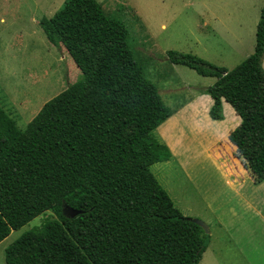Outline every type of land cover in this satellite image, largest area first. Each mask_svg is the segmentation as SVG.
I'll return each mask as SVG.
<instances>
[{"label": "trees", "instance_id": "16d2710c", "mask_svg": "<svg viewBox=\"0 0 264 264\" xmlns=\"http://www.w3.org/2000/svg\"><path fill=\"white\" fill-rule=\"evenodd\" d=\"M81 77L46 102L26 128L0 104V243L35 218H55L24 232L5 264H198L208 235L181 215H150L154 242L136 248L122 229L165 192L152 174L154 131L172 116L143 74L122 21L96 0H65L39 21ZM174 65L215 82L204 90L208 116L224 119L222 101L240 118L217 141L264 180V3L253 53L231 70L170 51ZM169 151V150H168ZM243 157V158H242ZM63 207L74 211L71 216Z\"/></svg>", "mask_w": 264, "mask_h": 264}, {"label": "rangeland", "instance_id": "374dc122", "mask_svg": "<svg viewBox=\"0 0 264 264\" xmlns=\"http://www.w3.org/2000/svg\"><path fill=\"white\" fill-rule=\"evenodd\" d=\"M64 1L0 0V104L21 129L46 102L81 77L66 50L49 44L39 27V21L50 18ZM96 1L106 15L124 23L128 44L144 76L157 87L172 114L175 112L154 131L149 147L150 170L165 194L122 229L128 241L136 248L155 241L150 226L157 222L146 218L153 214L200 220L213 229V238L218 234L214 226L230 221L234 212L245 217V223L251 211L231 200L220 181L227 165L208 159L216 151H205L211 138L217 142L232 128L233 109H223L224 122L220 124L208 118L216 125L206 122L198 111L190 118L178 115L181 107L196 94H203L215 79L170 63L167 53L191 54L233 69L254 48L264 0ZM63 213L73 214L66 207ZM54 218L47 212L12 231L0 243V264H5V249L18 237ZM205 235L209 241V234Z\"/></svg>", "mask_w": 264, "mask_h": 264}, {"label": "crops", "instance_id": "0c3cea01", "mask_svg": "<svg viewBox=\"0 0 264 264\" xmlns=\"http://www.w3.org/2000/svg\"><path fill=\"white\" fill-rule=\"evenodd\" d=\"M253 51L254 48L247 53L245 59ZM262 68L264 70V58ZM211 105L212 100L208 95L196 94L186 104L187 107L184 105L178 110V115L182 113L185 118H190L192 114L198 111L206 122H209L210 125H216L208 119ZM229 106L224 100L222 101V110L227 109L230 111ZM230 108L232 107L230 106ZM185 109L187 110L186 113L183 112ZM233 112L234 124L231 128L232 130L240 123L239 116L234 110ZM174 114L175 112L172 115ZM215 122L220 124L224 122V119ZM231 129L224 132L225 140L229 145H232L228 140ZM209 148L213 154V151H216L217 154L212 155L213 157L211 156L208 159H214L217 164L227 165L226 170L228 172L225 170V173L221 174L220 179L222 187L226 189V194L233 197L231 200L238 202L241 207L251 211V216L246 218L245 223H242L245 217L239 216L234 212L230 221H222L214 226V230L218 233L214 238L213 229L209 228V241L198 264H264V180H260L251 172L244 159L243 161L248 167L247 170L240 162L242 161L241 159L230 157L227 153H224L214 137L206 144L205 151L206 149L209 150ZM232 148L237 151L235 146Z\"/></svg>", "mask_w": 264, "mask_h": 264}, {"label": "water", "instance_id": "95a60500", "mask_svg": "<svg viewBox=\"0 0 264 264\" xmlns=\"http://www.w3.org/2000/svg\"><path fill=\"white\" fill-rule=\"evenodd\" d=\"M72 213H75L74 211H72V210H70ZM190 221H192L194 224H196L198 227H200L202 230H203V232L205 233V234H209V229H208V227H207V225L205 224V223H203L202 221H200V220H196V219H194V220H192V219H189Z\"/></svg>", "mask_w": 264, "mask_h": 264}]
</instances>
